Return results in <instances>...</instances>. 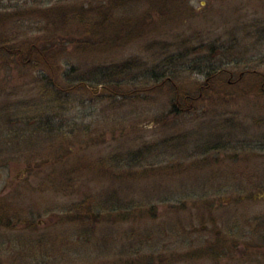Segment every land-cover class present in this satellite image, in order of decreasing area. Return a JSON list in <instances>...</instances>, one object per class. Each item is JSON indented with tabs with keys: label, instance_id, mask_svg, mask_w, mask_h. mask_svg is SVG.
Instances as JSON below:
<instances>
[{
	"label": "rangeland",
	"instance_id": "obj_1",
	"mask_svg": "<svg viewBox=\"0 0 264 264\" xmlns=\"http://www.w3.org/2000/svg\"><path fill=\"white\" fill-rule=\"evenodd\" d=\"M107 1L0 0V46L48 37L37 8L84 7L91 23ZM126 1L109 21L144 22L112 47L85 56L64 42L51 56L81 68L128 62L127 97L77 88L53 100L49 89L64 85L0 57V264H247V239L233 251L240 261L201 258L213 227L202 228L200 203L264 216V0ZM144 75L171 81L139 84ZM214 145L234 149L213 155ZM233 152L248 162L212 160Z\"/></svg>",
	"mask_w": 264,
	"mask_h": 264
},
{
	"label": "trees",
	"instance_id": "obj_2",
	"mask_svg": "<svg viewBox=\"0 0 264 264\" xmlns=\"http://www.w3.org/2000/svg\"><path fill=\"white\" fill-rule=\"evenodd\" d=\"M126 2L123 3V0H109L107 1V3L100 4L96 12V15H98L99 18L94 22L92 21L91 23H88L87 21L86 12L88 11L85 10L84 7L79 9H75L74 7L71 10L65 11H59V6L50 7L49 9L37 8L34 10L35 16H39L40 20H49L50 24H52L51 30L48 31L47 34L48 37L44 38L45 40H43L40 44H37L36 42L35 44L37 48L36 46H34V43L28 45L27 49L22 48L21 50L18 47L11 48L12 50H10L8 48H3L2 46H0V57H2V55L6 57H13L17 59L18 63L22 61V64L27 66H30V64H36L34 67L37 69H41L40 74H42V78H44L45 80L54 79L52 80L53 82L55 81L56 83H60L58 85H64L61 89L58 88L59 86L56 87V92L58 91V94H61L62 91L63 93H66V91H71L77 88H84L86 91H97V89L100 88V92L111 91L113 96L122 95L124 97H127L129 95L128 93L134 92L133 87H135L133 80L128 81L127 79H123L125 77V74L129 71L128 62L127 64H99L88 68H81L70 65L69 60L66 56L59 57V62L57 63V65H55V56H51V54L58 47L62 48L61 44L64 42H68V44L76 46H79L81 44L84 47L79 48L87 52L85 56L99 51L105 52L106 48L112 47L111 45H114L113 43L119 41V34L117 33L118 31H130L134 28H137L141 23L144 22L142 19H139L140 17L132 19H122L120 21L113 22L109 21L111 19V16L109 17V13L116 12L118 11V9L121 10L122 6L125 5ZM150 6L151 5H149L148 8ZM126 8L127 7L123 6V10H126ZM151 10H153V7ZM37 20L39 19L37 18ZM73 22H77V25L79 27H82V30L73 31L71 29H67ZM113 26H117L118 30L114 31L110 36H108V34L111 33L109 31L111 28H113ZM64 52L65 49L63 51H60L59 54L61 55ZM25 57L26 59L22 60ZM6 59L4 60L5 62ZM33 59H36V62H33ZM51 68H55L56 70L53 72L50 70ZM45 73L49 75L47 76ZM212 73L213 69L211 68V66L206 67V74ZM52 74H55V76L52 77ZM146 75L142 77L144 79H141L139 80V82H137L139 84H142L146 80H150L153 83V86L157 88L164 87L166 86L167 82L171 81H168L169 78L166 77V75H153L151 77H146ZM143 84L145 85L147 83ZM124 89H127L128 92H126ZM175 94L177 96H184L180 92ZM187 98L190 97L186 96L185 99ZM22 121L23 120H20L19 122ZM87 210H89V208H87ZM121 213H124V218H126V216L128 215H133V213H130L128 211Z\"/></svg>",
	"mask_w": 264,
	"mask_h": 264
},
{
	"label": "flooded vegetation",
	"instance_id": "obj_3",
	"mask_svg": "<svg viewBox=\"0 0 264 264\" xmlns=\"http://www.w3.org/2000/svg\"><path fill=\"white\" fill-rule=\"evenodd\" d=\"M229 147L230 146L228 145L221 147L214 145L207 146L206 148L211 149V152L214 153L213 155H215L218 154L219 151L227 152V150L234 149L233 147ZM249 157L250 156H239V154L236 152L229 155V157L222 158L220 156H216L212 158V160H215L216 162H220L222 160L230 161L232 163L236 162L239 164H244V161L248 162L246 159H248ZM239 207V205H233L232 208L234 211H236L239 209ZM1 212L4 213V210H1ZM7 215H4L7 219L5 224L6 226H9L8 228H12L13 225L10 224V221L14 220V218ZM224 216L226 217L224 218ZM248 216L249 215L246 216L245 214L240 215L235 213H228V211H225L224 208L218 209V205L212 204V201L206 200L204 202V199L201 200L200 223L202 224V228L205 227L206 232L208 231L206 222H209V225L213 227L210 232H208L211 236V239H209L210 237L204 239L202 245H200L201 258H204L203 254L210 252V255L216 261H225L224 258L226 257H229L230 261H240L238 257H236V259L234 258L233 251L238 241L240 242L241 239H247L248 241L254 243L251 245L249 244V252L246 259L247 264L260 263L264 259V251H262V249H264V216ZM228 217H231L230 221L226 220ZM207 218L209 220H206ZM17 221L23 222L24 226H31L35 224L32 220L26 221V219H24V216L21 215L17 217ZM243 226L245 227L246 231L242 228Z\"/></svg>",
	"mask_w": 264,
	"mask_h": 264
},
{
	"label": "bare ground",
	"instance_id": "obj_4",
	"mask_svg": "<svg viewBox=\"0 0 264 264\" xmlns=\"http://www.w3.org/2000/svg\"><path fill=\"white\" fill-rule=\"evenodd\" d=\"M41 79H42V80H45V79L42 78V77H41ZM49 92L51 93V94H49V96L52 95L53 100H55L54 98H57V97L61 96V94H58V92H56V91L54 92L53 90H50V89H49ZM24 119H26V118H24ZM24 119H23V120H24ZM24 127H25V128H29V126H24ZM22 129H23V127H22ZM31 133H32V132H31ZM31 133H30V135H31ZM32 135H33V134H32ZM17 141H18V140H17ZM117 153H118V152H117ZM56 191H57V190H56ZM114 207L116 208V205H115V206H110V209H113ZM108 208H109V207H108Z\"/></svg>",
	"mask_w": 264,
	"mask_h": 264
}]
</instances>
